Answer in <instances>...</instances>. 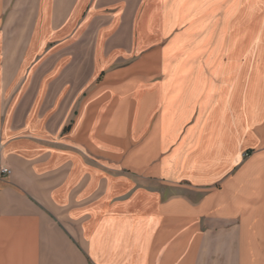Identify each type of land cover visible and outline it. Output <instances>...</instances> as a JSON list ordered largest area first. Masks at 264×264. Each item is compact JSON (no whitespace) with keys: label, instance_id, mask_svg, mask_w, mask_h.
I'll list each match as a JSON object with an SVG mask.
<instances>
[{"label":"crops","instance_id":"0c3cea01","mask_svg":"<svg viewBox=\"0 0 264 264\" xmlns=\"http://www.w3.org/2000/svg\"><path fill=\"white\" fill-rule=\"evenodd\" d=\"M218 1L0 0V264H264V47Z\"/></svg>","mask_w":264,"mask_h":264},{"label":"rangeland","instance_id":"374dc122","mask_svg":"<svg viewBox=\"0 0 264 264\" xmlns=\"http://www.w3.org/2000/svg\"><path fill=\"white\" fill-rule=\"evenodd\" d=\"M219 0L220 7L215 4L212 22L213 44L220 46L221 39L229 37L236 31L235 26L240 19L241 13L245 16V26L247 35V45L252 48L254 45L264 47V0ZM221 2V3H220ZM245 9V12H244ZM229 11V19L225 18L226 12ZM257 33H259L257 35ZM256 39L255 43H251ZM251 43V44H250ZM255 151H245L243 159L247 160L253 152L259 150L256 146H251ZM250 149V150H252ZM5 169V168H2ZM1 169V171H2ZM193 188L188 183H182V191H190Z\"/></svg>","mask_w":264,"mask_h":264},{"label":"built area","instance_id":"2783aa9c","mask_svg":"<svg viewBox=\"0 0 264 264\" xmlns=\"http://www.w3.org/2000/svg\"><path fill=\"white\" fill-rule=\"evenodd\" d=\"M1 174L2 175H9L10 171L7 168H5V169H2Z\"/></svg>","mask_w":264,"mask_h":264}]
</instances>
